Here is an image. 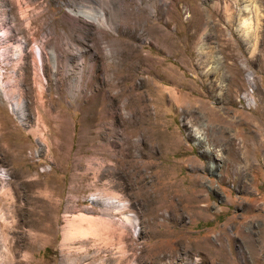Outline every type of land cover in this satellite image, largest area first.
<instances>
[{"label": "rangeland", "instance_id": "374dc122", "mask_svg": "<svg viewBox=\"0 0 264 264\" xmlns=\"http://www.w3.org/2000/svg\"><path fill=\"white\" fill-rule=\"evenodd\" d=\"M19 42L64 56L0 93V264H264V0H0L8 88Z\"/></svg>", "mask_w": 264, "mask_h": 264}, {"label": "bare ground", "instance_id": "6f19581e", "mask_svg": "<svg viewBox=\"0 0 264 264\" xmlns=\"http://www.w3.org/2000/svg\"><path fill=\"white\" fill-rule=\"evenodd\" d=\"M136 1H139V0H136ZM216 4H218V3H216ZM216 4L213 6V8L216 7ZM227 7L228 6H224V9H227ZM155 8H157V4L155 5ZM173 10H174V8H173ZM245 10H247V9H245ZM152 11H153V9H152ZM240 11H241V9H240ZM75 14L78 15V16L83 17L84 19H86L89 22H93L95 24H101V25L104 24V13H101L99 16H96V15L92 14L91 12H88V11L84 10V11L76 12ZM172 17H170L169 23L173 22V18ZM197 20H198V17L195 18V25H198V23H197L198 21ZM249 22H250V20H249ZM249 22H248V24H251ZM246 24H247L246 20H244L241 23V25H243V26H247ZM248 27H250V26H248ZM245 29H244V31H245ZM244 34L247 37L245 42H246V44H248L252 40L251 36L253 34L252 33L249 34L248 31H245ZM256 38H258V37H256ZM169 39H170V36H169ZM22 46H23L22 42H19V43H17L15 45L16 50L19 52V55H18L19 58H18L17 62H15L16 65L18 63H20V64L22 63L23 64V61H24L23 56H22V52H23L22 51ZM76 54H78V52ZM63 56H64V54H63V52H61V50H57V49L54 50V49L50 48L48 51H45L43 48H40L39 46L34 47L32 49L31 64L24 63L23 66H21V69L19 70V71H22V72H20L19 76L18 77H16V76L15 77H10V80L13 79L11 87L9 86V88H8V86H6V87L2 86L3 84L0 81V93L2 92L4 95H19V96L20 95H31V90H32V92H34L35 95H40L41 96L42 95V90H43V83H44V80H45L44 76H43L44 75L43 74V65L45 64V62H48L52 72H55L57 70L58 64L62 60ZM65 57L67 58L68 56L66 55ZM14 67H16V66H14ZM11 76H13V75H11ZM20 80H21L22 84L27 87V89H23V88L19 87L18 83H20V82H18V81H20ZM147 81H148V77L142 78L140 80V82H147ZM130 89L131 90L133 89V84H131ZM0 178L2 179L1 181H4V178L2 177V174H0ZM4 187H5V185L3 183L2 186L0 187L1 193L9 196L10 195L9 194V188L8 187L4 188ZM3 251H2V253H3ZM6 257H7L6 254L5 255H1V261H2L1 263L2 264H5Z\"/></svg>", "mask_w": 264, "mask_h": 264}]
</instances>
